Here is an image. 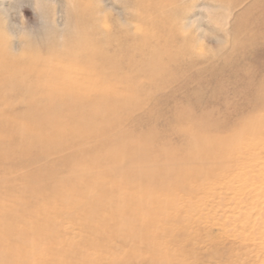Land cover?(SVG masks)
I'll return each instance as SVG.
<instances>
[{"label": "rangeland", "instance_id": "374dc122", "mask_svg": "<svg viewBox=\"0 0 264 264\" xmlns=\"http://www.w3.org/2000/svg\"><path fill=\"white\" fill-rule=\"evenodd\" d=\"M255 1L0 0L3 54L19 56L24 52L49 61L58 56L66 65L71 64L80 56L74 47L76 43L89 45L99 37L91 33L92 20L99 19L96 24L108 26V32L118 36V31L127 28L134 32L131 23L136 13L154 19L140 24L143 47L162 51L167 48L166 54L181 53L175 62L163 58L165 68H158L155 81L146 75L140 77L141 93L131 98L136 102L134 108L118 112L121 115L118 123H112L104 136H86L74 139L68 146L44 149V155L37 159H20L12 154L0 156L3 201L22 198L30 202L32 198L24 192L25 178L42 167L55 168L48 182L54 188L55 181L72 176L67 164L71 153L77 152L85 160L106 138L130 136L141 141L142 137L156 133L155 138L161 137L170 144L157 143L155 149L163 151L185 140V134L176 132L179 124L191 131L195 126L199 130L208 127L206 131L222 134L235 124L247 122L250 114L264 117L261 108L264 104V9ZM149 51L140 49L135 56L139 65L145 62L144 69L151 58ZM61 66L66 67L58 65ZM14 68L22 69L18 64ZM85 97L86 111L97 108L92 92ZM17 100L9 99L8 105L0 103V111L16 116L24 110ZM186 114L199 121L186 120ZM104 117L110 118V114ZM93 119L96 125L103 121L101 116ZM157 161L159 167L167 165L165 160ZM243 182L233 179L228 184L244 190ZM214 188L212 192L205 188L190 199L183 193L173 195L175 198L160 197L168 199L166 212L170 222L162 227L167 235L158 238V254L168 257L170 264H264V248L253 240L257 238L255 233L264 231V217L256 215L264 197L253 201L244 199L235 208L229 189ZM79 198L76 194L68 200L66 194L59 193L49 203L36 201V206L43 204L49 213L44 229L50 238L44 237L40 243L43 247L58 251L66 249V245L77 244L82 249L81 255L95 253L96 236L83 229L77 221L80 212L73 208ZM246 208L252 209L251 216L246 214ZM69 214H75L73 220L68 218ZM41 224L44 225L42 221ZM106 241L110 252L105 262L134 249L138 254L129 259V264H146L141 258L149 252L145 243L123 241L119 236H111Z\"/></svg>", "mask_w": 264, "mask_h": 264}, {"label": "bare ground", "instance_id": "6f19581e", "mask_svg": "<svg viewBox=\"0 0 264 264\" xmlns=\"http://www.w3.org/2000/svg\"><path fill=\"white\" fill-rule=\"evenodd\" d=\"M255 2L264 9V0ZM132 20L134 32L127 28L118 31V36L111 35L108 26L96 24L99 19L92 20L91 33L99 37L89 45L76 43L80 56L67 65L58 56L49 61L39 55L23 52L18 56L0 50V103L7 104L13 98L24 107L16 116L0 111V156L37 159L44 155V149L68 146L86 136H104L112 123H118V112L134 108L136 102L131 98L141 93L140 77L146 75L155 81L158 68H165L164 59L175 62L181 53L143 47L140 24L154 19L136 13ZM143 48L151 52L146 69L145 62L139 65L135 57ZM17 64L22 69H15ZM62 64L66 67H58ZM89 92L97 108L86 111ZM261 108L264 111V104ZM115 109L117 112H112ZM96 116L102 117L99 125L93 121ZM186 118L199 121L190 115ZM207 128L195 126L191 131L179 124L176 132L185 134V140L163 151L155 149L156 144H170L155 138L156 133L141 141L130 136L106 138L85 160L77 152L71 153L67 164L72 176L55 181L54 188L48 185L54 167L39 168L25 178L24 192L32 198L30 202L22 198L3 201L0 193V264H129L138 254L134 249L104 261L110 252L106 240L111 236L145 243L149 252L141 258L146 264H170L168 257L157 252L158 238L167 235L162 227L170 222L168 199L161 200V196L175 198L183 193L190 199L205 188L212 192L221 186L232 192L235 208L244 199L264 197V117L250 114L247 122L235 124L222 134ZM159 159L167 165L159 167ZM233 179L244 181L247 191L231 187L228 183ZM59 193L66 194L68 200L80 195L73 208L80 212L77 221L83 229L96 236L92 255H81L77 244L58 251L40 244L49 235L44 229L49 213L43 204L36 206V201L48 202ZM220 199L223 202L225 197ZM259 206L256 215L264 217V200ZM246 214L251 216L252 209L246 208ZM73 215L68 218L73 220ZM255 235L253 240L264 248V231Z\"/></svg>", "mask_w": 264, "mask_h": 264}]
</instances>
